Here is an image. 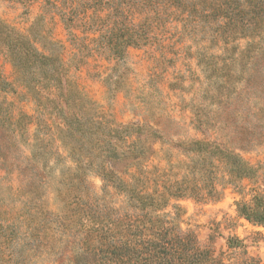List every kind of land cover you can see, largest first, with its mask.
Here are the masks:
<instances>
[{"label":"rangeland","instance_id":"rangeland-1","mask_svg":"<svg viewBox=\"0 0 264 264\" xmlns=\"http://www.w3.org/2000/svg\"><path fill=\"white\" fill-rule=\"evenodd\" d=\"M133 1L0 0L25 43L0 36V264H74L96 215L140 203L264 264V227L237 214L264 190V0Z\"/></svg>","mask_w":264,"mask_h":264},{"label":"trees","instance_id":"trees-1","mask_svg":"<svg viewBox=\"0 0 264 264\" xmlns=\"http://www.w3.org/2000/svg\"><path fill=\"white\" fill-rule=\"evenodd\" d=\"M141 1L135 0L133 3ZM131 33L125 37L128 42L145 41L142 35L133 36ZM0 36L15 49L25 44L21 35L8 33L2 28ZM16 51L19 57L23 55L20 48ZM25 51L30 66L36 73L47 76L55 71L50 58L32 48H26ZM48 79L54 80L51 77ZM221 155L223 161L231 162L230 166L233 168L230 170L233 173L239 177L247 175L246 166L237 162L235 156L228 153ZM140 204H132L125 209L118 208L112 215L113 219L96 215L99 222L89 228L95 234L89 238L76 239L78 249H75L73 240L74 264H78L80 258L84 261L82 264H259L249 258L239 260L236 252H232L233 260H226L222 253L216 256L209 248H201L191 232L174 230L166 221L149 219L143 222L139 218V213L142 212ZM237 214L253 225L264 227V190L256 191L249 201L239 202ZM64 241H69V237H61V242ZM227 242L229 250L239 247L237 240L233 238H229Z\"/></svg>","mask_w":264,"mask_h":264}]
</instances>
